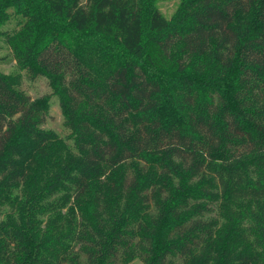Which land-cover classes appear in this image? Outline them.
<instances>
[{
    "label": "trees",
    "instance_id": "1",
    "mask_svg": "<svg viewBox=\"0 0 264 264\" xmlns=\"http://www.w3.org/2000/svg\"><path fill=\"white\" fill-rule=\"evenodd\" d=\"M8 6L72 143L0 72V264H264V0Z\"/></svg>",
    "mask_w": 264,
    "mask_h": 264
},
{
    "label": "rangeland",
    "instance_id": "2",
    "mask_svg": "<svg viewBox=\"0 0 264 264\" xmlns=\"http://www.w3.org/2000/svg\"><path fill=\"white\" fill-rule=\"evenodd\" d=\"M184 1L186 0H139L145 30L148 28V18L153 10H158L163 16L171 20ZM21 12L17 6H8L3 12H0V72L13 76L19 83L20 89L31 98L48 97V114L42 127L55 132L58 137L71 145L70 130L65 125V115L59 97L51 93L52 91L44 77H30L26 71L17 67L14 60L8 40L17 34L27 22V17ZM129 264L144 263L139 258H135Z\"/></svg>",
    "mask_w": 264,
    "mask_h": 264
}]
</instances>
